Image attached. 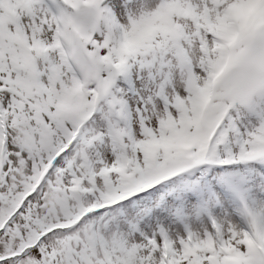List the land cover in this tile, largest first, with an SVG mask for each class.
Masks as SVG:
<instances>
[{
  "label": "snow or ice",
  "instance_id": "snow-or-ice-1",
  "mask_svg": "<svg viewBox=\"0 0 264 264\" xmlns=\"http://www.w3.org/2000/svg\"><path fill=\"white\" fill-rule=\"evenodd\" d=\"M0 264H264V0H0Z\"/></svg>",
  "mask_w": 264,
  "mask_h": 264
}]
</instances>
